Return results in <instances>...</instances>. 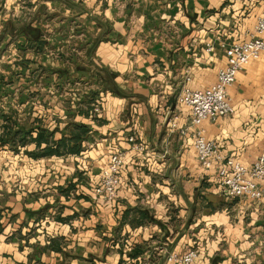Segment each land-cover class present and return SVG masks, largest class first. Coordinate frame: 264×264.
Segmentation results:
<instances>
[{
  "label": "crops",
  "instance_id": "0c3cea01",
  "mask_svg": "<svg viewBox=\"0 0 264 264\" xmlns=\"http://www.w3.org/2000/svg\"><path fill=\"white\" fill-rule=\"evenodd\" d=\"M261 15L264 0H0V73L11 74L6 109L0 74V138L90 128L76 154L20 157L0 142L13 169L0 173V264H175L167 253L190 249L193 264H264V198L224 196L191 130L168 123L180 111L188 125L180 88L215 83L226 47ZM37 68L49 72L38 88ZM227 94L233 114L205 120V137L249 166L264 152V54ZM115 153L120 186L107 202L94 188Z\"/></svg>",
  "mask_w": 264,
  "mask_h": 264
},
{
  "label": "built area",
  "instance_id": "2783aa9c",
  "mask_svg": "<svg viewBox=\"0 0 264 264\" xmlns=\"http://www.w3.org/2000/svg\"><path fill=\"white\" fill-rule=\"evenodd\" d=\"M245 36V40L226 47V63L218 70L215 83L201 89L190 88L187 85L180 88L176 96V104L188 110V125L178 126L180 111L172 114L168 123L169 130L177 131L181 136L191 130L199 165L203 170L216 166V187L224 196L261 201L264 198L262 186L264 152L260 153L251 165H243L234 158L224 156L214 141L206 139L202 126L207 119L215 120L233 114L234 107L227 94V88L235 82L238 72L264 54V15L256 19L254 26L247 30ZM129 141L133 143L134 149L142 150V146L135 143L133 137H129ZM122 164V153L110 156L107 166L101 171L98 185L94 188L96 198L107 202L115 199L120 186L119 171ZM197 256L196 249H190L182 254L169 252L166 261L175 264H193Z\"/></svg>",
  "mask_w": 264,
  "mask_h": 264
},
{
  "label": "trees",
  "instance_id": "16d2710c",
  "mask_svg": "<svg viewBox=\"0 0 264 264\" xmlns=\"http://www.w3.org/2000/svg\"><path fill=\"white\" fill-rule=\"evenodd\" d=\"M34 129V136L32 128L26 131L21 128L15 131L9 129L8 132L5 131L6 137L0 138V142L4 144L9 142L14 151H18L17 146L25 147L32 143L35 145L33 150H24V153L32 158L62 156L78 153L81 149V141L90 130L89 126L83 123L71 122L67 127L68 133L62 134L60 138H55V131L53 130L39 125H36Z\"/></svg>",
  "mask_w": 264,
  "mask_h": 264
},
{
  "label": "rangeland",
  "instance_id": "374dc122",
  "mask_svg": "<svg viewBox=\"0 0 264 264\" xmlns=\"http://www.w3.org/2000/svg\"><path fill=\"white\" fill-rule=\"evenodd\" d=\"M43 73L49 74V72H47V70H44L43 68H37L36 69L35 76H36L37 88L39 86V83H42L43 82V79H44ZM0 74H3L4 75V77H3L4 78V92H5V98H6V100L4 102L5 103V107L4 108L5 109L8 108V107L11 108L10 102L8 101V98H7V96L10 95V91H7V89L9 88V86L6 85L7 82L10 80L9 78H10L11 74L8 73V70L7 69H4V72L3 73H0ZM52 74L53 73L51 72L50 73V76ZM40 87H42V86L40 85ZM37 110H42V102L37 103ZM14 152H17L18 153L17 155L20 156V157H23V155H25L24 150H22V149L21 150L19 149L18 151H14ZM17 163H19V162H17ZM19 164H21V161H20ZM19 169H20V166H19ZM12 171H13V169H12V163H11L10 153L9 152L3 153V150L0 149V173H10Z\"/></svg>",
  "mask_w": 264,
  "mask_h": 264
},
{
  "label": "water",
  "instance_id": "95a60500",
  "mask_svg": "<svg viewBox=\"0 0 264 264\" xmlns=\"http://www.w3.org/2000/svg\"><path fill=\"white\" fill-rule=\"evenodd\" d=\"M2 37V35L0 34V38Z\"/></svg>",
  "mask_w": 264,
  "mask_h": 264
}]
</instances>
